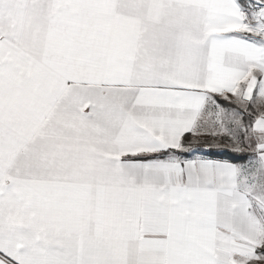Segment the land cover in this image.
I'll list each match as a JSON object with an SVG mask.
<instances>
[{"label": "snow or ice", "instance_id": "snow-or-ice-1", "mask_svg": "<svg viewBox=\"0 0 264 264\" xmlns=\"http://www.w3.org/2000/svg\"><path fill=\"white\" fill-rule=\"evenodd\" d=\"M0 264H264V0H0Z\"/></svg>", "mask_w": 264, "mask_h": 264}, {"label": "trees", "instance_id": "trees-1", "mask_svg": "<svg viewBox=\"0 0 264 264\" xmlns=\"http://www.w3.org/2000/svg\"><path fill=\"white\" fill-rule=\"evenodd\" d=\"M213 158H218V159H228V160H232L233 162H241L233 153H229L227 151H225L222 154H216V150H213Z\"/></svg>", "mask_w": 264, "mask_h": 264}, {"label": "crops", "instance_id": "crops-1", "mask_svg": "<svg viewBox=\"0 0 264 264\" xmlns=\"http://www.w3.org/2000/svg\"><path fill=\"white\" fill-rule=\"evenodd\" d=\"M237 163H239V162H237Z\"/></svg>", "mask_w": 264, "mask_h": 264}]
</instances>
